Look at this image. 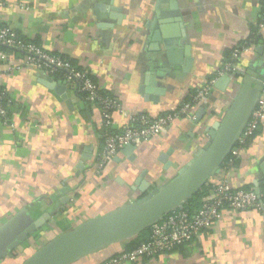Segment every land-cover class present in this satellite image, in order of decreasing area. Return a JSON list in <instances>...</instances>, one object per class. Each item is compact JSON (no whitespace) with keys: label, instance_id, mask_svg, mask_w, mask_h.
Wrapping results in <instances>:
<instances>
[{"label":"crops","instance_id":"obj_1","mask_svg":"<svg viewBox=\"0 0 264 264\" xmlns=\"http://www.w3.org/2000/svg\"><path fill=\"white\" fill-rule=\"evenodd\" d=\"M5 2L0 19L20 38L86 71L117 102L112 132L124 122L120 110L155 119L194 100L233 50H242L232 62L234 73L215 77L193 103L194 115L203 111L201 125L183 117L166 135L148 138L127 154L120 150L101 174L94 163L106 128L98 108L86 103L74 84L25 68L23 56L10 52L9 61L0 64L14 124H0V225L21 209L33 220L48 215L21 251L33 253L40 243L162 185L207 140L202 122L222 115L243 79L251 87L264 75V22L258 25L264 0ZM48 77L64 86L70 106L51 90ZM232 151L237 164L220 167L207 183L224 180L232 189L258 190V199L264 198V114L248 146ZM121 249L113 244L75 264H99ZM0 264L19 262L9 256ZM142 264H264V201L259 210L224 211L189 244Z\"/></svg>","mask_w":264,"mask_h":264},{"label":"built area","instance_id":"obj_2","mask_svg":"<svg viewBox=\"0 0 264 264\" xmlns=\"http://www.w3.org/2000/svg\"><path fill=\"white\" fill-rule=\"evenodd\" d=\"M5 6V0H0V8ZM263 22L264 2L258 25L262 26ZM241 51V48L233 50L231 60L222 64L214 78L199 87L194 102L207 94L210 86L216 81L215 77L234 73L232 62L237 59ZM10 52H17L23 56L22 66L25 68L41 71L49 76L57 72L62 73L63 81L74 84L77 92L84 94L85 100L98 108L106 131L103 135V147L97 153L94 163L96 174L104 172L106 164L125 146L132 145L136 148L148 138L166 135L171 124L183 117L195 119L192 105L189 103H182L176 111L155 119L137 117L133 112L120 110L124 118L120 130L115 133L108 132L107 130L112 128V112L118 109L117 102L102 96L86 71L67 60L48 54L34 42L20 38L6 22L0 19V64L9 61ZM12 104L10 93L0 85V124L11 128L14 127L9 119ZM263 114L264 82L250 119L237 142L240 146L253 134ZM231 153L236 154L235 151ZM209 195L210 197L204 200L196 211L188 212L184 207L182 210H173L150 225L148 241L140 244L135 250L120 252L117 256L99 264H142L145 259L170 254L175 247L189 244L200 232L210 229L226 210L241 212L261 208V203L253 190L232 189L224 180L212 183L209 186Z\"/></svg>","mask_w":264,"mask_h":264},{"label":"water","instance_id":"obj_3","mask_svg":"<svg viewBox=\"0 0 264 264\" xmlns=\"http://www.w3.org/2000/svg\"><path fill=\"white\" fill-rule=\"evenodd\" d=\"M51 90L66 101L64 86L56 85L51 77ZM264 75L256 77L253 85L243 79L242 87L230 105L215 121L210 116L202 122L207 135L205 143L177 173L162 185L153 188L135 202L126 203L100 217L86 220L74 228L47 241L21 264H75L85 257L113 244L123 246L173 210H182L222 166L237 144L260 96ZM203 111L195 114L200 124ZM135 149L123 148L125 154ZM144 183L140 191L144 192ZM258 193V190L255 191ZM48 215L33 220L26 209H21L0 225V261L9 257L24 242L33 237L45 224Z\"/></svg>","mask_w":264,"mask_h":264},{"label":"trees","instance_id":"obj_4","mask_svg":"<svg viewBox=\"0 0 264 264\" xmlns=\"http://www.w3.org/2000/svg\"><path fill=\"white\" fill-rule=\"evenodd\" d=\"M17 53V52H16ZM55 78L57 79H61L63 80V77H62V73L60 72H57L53 75ZM99 91L101 92V95L104 96V97H107V98H110V99H113L112 97H110L109 95H107L104 91H102L101 89H99ZM78 94L81 96V98L88 104H91L90 102L86 101L85 100V95L82 94V93H79ZM196 95V94H195ZM192 99V98H191ZM191 99H186L184 101V103H189L190 105H193L194 101L191 100ZM106 130V129H105ZM108 132H112L113 130L111 129H108L107 130ZM258 132V125H257V128L255 129V131L253 132V134L246 138L245 142L243 145H239L238 143L235 145V148H245L246 146H248V144L251 142V140L256 136ZM115 133V132H113ZM237 164V158L232 154L230 153L227 158L225 159L224 163L222 164L221 168L222 167H225V168H230V167H234L235 165ZM212 183H207L205 184L195 195H193L185 204H184V210L188 211V212H194L196 211L202 204V202L199 201L200 198H202L205 194H209V186L211 185ZM245 190H249V189H245ZM145 195V194H144ZM142 195V196H144ZM141 196V197H142ZM264 201V198L261 197L259 199V202L260 203H263ZM149 239V228L146 229L145 231H143L142 233H140L139 235L131 238L127 243H125L123 246H122V249L120 252H130V251H133L135 250L140 244L142 243H145L147 242ZM43 244H39L38 245V249L42 246ZM181 246H184V245H181ZM181 246H177L173 249L176 250L178 247H181ZM21 251V249H20ZM120 252L118 253H115L113 255H111L108 259L112 258V257H115L117 256ZM32 254L31 250H28V249H25L19 253H17L16 251L11 254L10 256L12 258H16L17 257V261L19 262V264H21L26 258H28L30 255ZM108 259L104 260V261H107ZM147 259H145L144 261H146ZM103 261V262H104ZM143 261V262H144Z\"/></svg>","mask_w":264,"mask_h":264},{"label":"rangeland","instance_id":"obj_5","mask_svg":"<svg viewBox=\"0 0 264 264\" xmlns=\"http://www.w3.org/2000/svg\"><path fill=\"white\" fill-rule=\"evenodd\" d=\"M37 233H38V231H37ZM35 235H36V234H35ZM25 244H26V242H24L22 245L25 246ZM17 251H18V252H17ZM17 251H16V252L19 253V252H20V248L17 249ZM13 253H14V252H13Z\"/></svg>","mask_w":264,"mask_h":264}]
</instances>
